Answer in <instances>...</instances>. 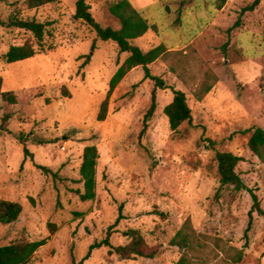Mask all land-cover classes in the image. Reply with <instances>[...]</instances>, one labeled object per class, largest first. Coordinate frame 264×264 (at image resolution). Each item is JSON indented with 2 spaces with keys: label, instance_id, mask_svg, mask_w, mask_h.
Returning <instances> with one entry per match:
<instances>
[{
  "label": "rangeland",
  "instance_id": "rangeland-1",
  "mask_svg": "<svg viewBox=\"0 0 264 264\" xmlns=\"http://www.w3.org/2000/svg\"><path fill=\"white\" fill-rule=\"evenodd\" d=\"M25 1L0 3V19L21 13L48 27L45 52L13 64L0 59L1 93L17 98L11 105L0 96V201L23 209L17 222L0 223V247L47 239L29 264H80L92 245L109 237L114 247L126 246L136 231L152 259L124 260L103 246L83 264H176L183 252L172 240L190 222L197 238L192 264H231L241 251V264H264V217L257 212L245 237L250 190L264 211V165L245 133L264 130V0L244 13L257 0H129L157 28L133 44L143 51L164 45L173 54L150 66L170 88L156 91L149 120L155 83L135 68L108 97L128 55L74 18L77 0L39 10ZM119 1L86 0L96 22L113 29L120 22L110 7ZM26 43L38 49L31 33L0 25V56ZM205 82L213 88L198 102ZM174 91L185 93L192 110L191 122L176 132L164 114ZM87 146L99 152L97 189L94 201L82 202L74 191H83ZM218 152L243 159L236 173L248 190L220 188Z\"/></svg>",
  "mask_w": 264,
  "mask_h": 264
},
{
  "label": "trees",
  "instance_id": "trees-1",
  "mask_svg": "<svg viewBox=\"0 0 264 264\" xmlns=\"http://www.w3.org/2000/svg\"><path fill=\"white\" fill-rule=\"evenodd\" d=\"M57 1L58 0H26L25 5L29 10H39L48 5L55 4ZM3 2H6V0H0V3ZM259 4L260 0H257L252 6L244 9L243 13L255 10ZM110 13L119 20L120 27L118 29L110 27L103 28L97 23L86 0L76 1L74 18L91 27L96 33L98 39L103 42H112L116 44L121 54L128 55L110 81L108 97L135 68L141 67L144 70L145 79L151 80L155 83V90L152 94V105L145 117V120H149L157 109L156 91L158 89L166 90L170 88L162 78L152 75L150 66L160 59L167 60L173 54L168 52L164 45H159L149 51H143L133 44L134 41L143 38L151 29L157 31V28L151 27L149 22L135 9L129 0H121L114 3L110 7ZM239 22L240 21L228 30V34L239 27ZM0 25L8 28H17L31 33L38 45V49L30 43H26L23 46L11 47L6 54L0 56V59L5 63L13 64L26 61L35 57L39 53L45 52L43 44L48 24L40 23L33 19H23L21 13H14L8 21H2L0 19ZM1 88L2 80L0 79V96H2L5 102L10 103L11 105H16L17 98L10 93L2 94ZM212 88L213 86L210 83H203L195 94L196 100L202 102L211 92ZM106 114L107 102L102 105L100 114L98 115V121H104L106 119ZM164 114L168 118L170 129L173 132L178 131L184 123L191 122L192 110L188 105L185 93L182 91H174V99L165 108ZM144 131L145 129L141 132V135L144 134ZM245 133H251L248 147L253 155L264 165V130L256 127L248 129ZM20 141L25 144L27 140L24 135L20 137ZM24 152L26 156L29 155L27 148ZM98 160L99 152L97 147L87 146L84 149L82 165L80 167L79 182L83 185V191H74L82 202L94 201L96 199ZM242 161L243 159L241 157L232 153L218 152L216 154L221 189L227 186H232L236 191L248 190L240 176L236 173V168ZM39 168L47 172L46 167ZM249 193L253 200V207L250 212V220L245 233L246 238H248V233L252 227V213L257 212L260 216L264 217V211L261 208L257 195L252 190H250ZM22 211V206L18 203L0 201V223L3 225H10L17 222ZM50 227L52 228L51 232H54L57 228L55 225H50ZM127 236L131 237L132 241L126 246L114 247L110 243L109 237L102 243L92 245L87 257L80 262V264H83V262L90 257L93 250L100 249L103 246L109 248L111 254H115L124 260L135 258L152 259L154 257L152 254L148 253V246L144 238L138 232L131 231ZM196 240L195 230L190 222H187L183 229L179 231L172 240V246L178 247L183 252V255L176 264H192L190 254L196 248ZM47 241V239L35 242L21 240L0 247V264H29L35 254L42 247L46 246ZM243 256L242 251L239 252L231 264H241Z\"/></svg>",
  "mask_w": 264,
  "mask_h": 264
}]
</instances>
